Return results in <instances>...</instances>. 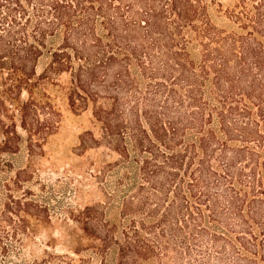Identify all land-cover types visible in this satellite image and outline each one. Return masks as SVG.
Instances as JSON below:
<instances>
[{
  "label": "trees",
  "instance_id": "obj_1",
  "mask_svg": "<svg viewBox=\"0 0 264 264\" xmlns=\"http://www.w3.org/2000/svg\"><path fill=\"white\" fill-rule=\"evenodd\" d=\"M49 84L97 129L80 207L23 187L60 125ZM0 135L29 156L0 175V264H264V0H0ZM56 212L66 249L26 256Z\"/></svg>",
  "mask_w": 264,
  "mask_h": 264
},
{
  "label": "rangeland",
  "instance_id": "obj_2",
  "mask_svg": "<svg viewBox=\"0 0 264 264\" xmlns=\"http://www.w3.org/2000/svg\"><path fill=\"white\" fill-rule=\"evenodd\" d=\"M50 41L51 43H47L43 54L36 60L35 70L37 73L45 68L49 60L48 50L54 48L59 39ZM59 80L64 84L67 81V75H60ZM46 91L59 108L61 121L57 131L50 135L43 145L42 154L34 155L32 159L30 157L29 168L33 170L32 178L25 182L23 187L29 186L34 191H38L39 183L54 185L55 200H63L72 207H80L98 195L94 191L97 185L88 177L87 171L92 169L89 164L90 159H94L101 148L88 149L82 155L76 154L80 134L88 129L97 134L91 107L90 104H87L84 108L72 109L67 103L62 85L49 84ZM0 159V162L5 164L4 172L0 171V175H6L7 178L12 177L17 168L23 167L29 162L25 142L21 143L19 151L2 154ZM74 187L78 189L75 196L73 194ZM89 190L93 191L90 193ZM13 193L17 195L19 191H13ZM4 199L5 190L0 187V207ZM55 209L59 211V208L55 207ZM64 219L66 221V218H63V215L59 216L58 212L53 213L51 225L41 228L35 237L27 242L24 254L28 257L29 253L37 255L42 249H51L52 246V249L56 251H64L66 249L65 229L68 230L74 225L68 220L65 222Z\"/></svg>",
  "mask_w": 264,
  "mask_h": 264
}]
</instances>
